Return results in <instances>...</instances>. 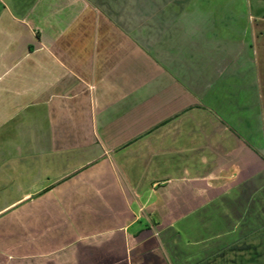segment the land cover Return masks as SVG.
<instances>
[{
    "label": "crops",
    "instance_id": "crops-1",
    "mask_svg": "<svg viewBox=\"0 0 264 264\" xmlns=\"http://www.w3.org/2000/svg\"><path fill=\"white\" fill-rule=\"evenodd\" d=\"M261 210L264 0H0V264H203Z\"/></svg>",
    "mask_w": 264,
    "mask_h": 264
},
{
    "label": "rangeland",
    "instance_id": "rangeland-1",
    "mask_svg": "<svg viewBox=\"0 0 264 264\" xmlns=\"http://www.w3.org/2000/svg\"><path fill=\"white\" fill-rule=\"evenodd\" d=\"M260 225L249 232L245 238L218 256L203 264H264V212L258 213Z\"/></svg>",
    "mask_w": 264,
    "mask_h": 264
}]
</instances>
